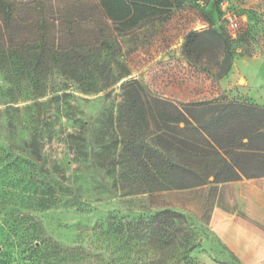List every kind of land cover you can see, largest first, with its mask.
<instances>
[{"label":"rangeland","instance_id":"obj_1","mask_svg":"<svg viewBox=\"0 0 264 264\" xmlns=\"http://www.w3.org/2000/svg\"><path fill=\"white\" fill-rule=\"evenodd\" d=\"M173 1L168 14L103 48L122 76L103 91L84 93L52 72L34 99L30 85L13 86L0 72V264H56L54 245L100 253L104 264H151L182 251L184 230L163 250L150 234L163 209L182 213L193 234L189 261L176 264H264V177L136 193L126 165L119 105L129 79L176 104L264 107V0ZM36 102L46 103L40 114ZM41 114L50 138L40 135ZM74 132L78 148L63 138ZM237 224L251 239L241 254L227 244Z\"/></svg>","mask_w":264,"mask_h":264},{"label":"trees","instance_id":"obj_2","mask_svg":"<svg viewBox=\"0 0 264 264\" xmlns=\"http://www.w3.org/2000/svg\"><path fill=\"white\" fill-rule=\"evenodd\" d=\"M173 4V0H0V72L13 86L30 85L34 99L46 94L52 72L84 93L103 91L122 77L113 75L111 63L103 61V48L142 21L165 16ZM116 66L124 76L129 74L123 65ZM121 89L119 115L126 123L121 145L126 165L138 178L136 193L264 177L263 106L176 104L150 95L136 79L123 82ZM35 105L40 114L46 103ZM41 118L40 135L50 138L48 120L44 114ZM148 127L151 143L144 141ZM80 137L74 132L63 138L78 148ZM155 219L150 234L162 250L175 240L176 232L182 229L184 234L180 253L168 257L162 253L151 264L167 259L188 262L194 245L186 217L163 209ZM51 250L56 264H104L100 253L78 247L54 245Z\"/></svg>","mask_w":264,"mask_h":264},{"label":"crops","instance_id":"obj_3","mask_svg":"<svg viewBox=\"0 0 264 264\" xmlns=\"http://www.w3.org/2000/svg\"><path fill=\"white\" fill-rule=\"evenodd\" d=\"M238 225V224H237ZM242 225H238V227L236 226L233 231L237 234L236 236V242H227V244L229 245V247H231L232 249L235 250L236 254H241V249L242 248V244L244 245L245 242H248L251 240L248 236H247V232L244 230L246 227L242 228ZM245 226V225H244ZM223 229V228H221ZM220 229V230H221ZM221 232H223L221 230Z\"/></svg>","mask_w":264,"mask_h":264}]
</instances>
